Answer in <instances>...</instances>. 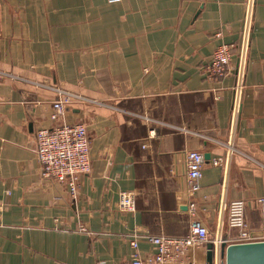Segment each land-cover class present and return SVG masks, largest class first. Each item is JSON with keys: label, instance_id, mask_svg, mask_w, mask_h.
I'll return each mask as SVG.
<instances>
[{"label": "crops", "instance_id": "1", "mask_svg": "<svg viewBox=\"0 0 264 264\" xmlns=\"http://www.w3.org/2000/svg\"><path fill=\"white\" fill-rule=\"evenodd\" d=\"M223 44L232 69L210 78ZM48 86L88 99L65 115L91 141L75 197L35 154L36 132L58 125ZM189 151L210 157L193 195ZM261 197L264 0H0V264H122L134 235L141 254L154 251L145 237L188 235L190 203L222 264L221 244L240 242L232 202L264 240ZM178 264H210L207 249Z\"/></svg>", "mask_w": 264, "mask_h": 264}, {"label": "built area", "instance_id": "2", "mask_svg": "<svg viewBox=\"0 0 264 264\" xmlns=\"http://www.w3.org/2000/svg\"><path fill=\"white\" fill-rule=\"evenodd\" d=\"M109 3H118L121 0H107ZM234 46L223 44L217 48L205 73L210 78L226 76L230 70L232 51ZM47 86V84H41ZM55 89L58 98L52 103L51 120L58 123L51 129H40L35 134V154L40 165L42 179L67 184L73 197L77 194L79 177L90 173L92 167L90 146L91 141L87 126L84 123L69 124L65 121L68 107L74 101H88V99L65 91ZM151 121L150 119H147ZM154 132V131H153ZM147 146L143 145L145 149ZM186 177L189 183L190 194L200 189V180L203 175L205 159L200 151H189L185 157ZM261 210V229L264 231V197L257 199ZM118 209L123 212L135 210V196L132 193H122ZM247 203L243 200L232 202L229 206L228 227L238 231L239 243H252L259 240L254 230L246 220ZM189 233L184 237L148 236L147 241L153 246V252L141 254L139 240L134 235L130 242L132 253L130 258L122 264H178L188 257L192 248H206L210 243V233L203 222L198 219V209L194 203L189 205ZM81 231L86 229L81 228Z\"/></svg>", "mask_w": 264, "mask_h": 264}, {"label": "water", "instance_id": "3", "mask_svg": "<svg viewBox=\"0 0 264 264\" xmlns=\"http://www.w3.org/2000/svg\"><path fill=\"white\" fill-rule=\"evenodd\" d=\"M209 155L205 160H209ZM207 249V261L213 263L212 243H209ZM222 264H264V241L252 243H235L227 245L221 244Z\"/></svg>", "mask_w": 264, "mask_h": 264}]
</instances>
